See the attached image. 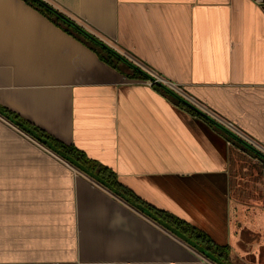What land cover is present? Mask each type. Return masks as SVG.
I'll use <instances>...</instances> for the list:
<instances>
[{
    "label": "crops",
    "instance_id": "obj_1",
    "mask_svg": "<svg viewBox=\"0 0 264 264\" xmlns=\"http://www.w3.org/2000/svg\"><path fill=\"white\" fill-rule=\"evenodd\" d=\"M47 1L127 61L0 0V264H264V157L145 81L264 150V0Z\"/></svg>",
    "mask_w": 264,
    "mask_h": 264
},
{
    "label": "trees",
    "instance_id": "obj_2",
    "mask_svg": "<svg viewBox=\"0 0 264 264\" xmlns=\"http://www.w3.org/2000/svg\"><path fill=\"white\" fill-rule=\"evenodd\" d=\"M27 2H29L30 4H32L33 6H35L36 8H38L39 10H41L43 13H45L47 16H49L54 22L60 24L61 26H63L67 31H69L70 33L80 37L81 39H83L85 42H87L88 44L92 45L95 49L101 51V52H105L106 56H104V54H102L103 58L109 60L110 58H114V59H124L127 61V59H125V57H123L120 53H118L115 49H113L110 46V49L102 46L97 40H101L99 39L97 36H95L94 34L90 33L87 29H85L82 25H80L78 22L77 24L80 25L85 31L89 32L91 35H94L97 40L92 39L88 34H86L84 31H81L80 29L77 28L76 25H74L72 22H68L65 19H63L59 14H57L55 11L49 9L48 7H46L44 4H42L40 1L38 0H26ZM74 20V19H73ZM75 21V20H74ZM131 64V63H130ZM132 66H134L138 71H140L142 74H144V76H148L143 70H141L139 67L131 64ZM163 86V85H162ZM170 90V89H169ZM172 92V91H171ZM173 94H175L179 99H181L176 93L172 92ZM0 110L5 113V115L10 116V113L8 111H3L1 108ZM13 120L16 121L15 117H11ZM17 122V121H16ZM213 123H215L218 127H220L221 129H223L227 134H229L232 137H235L233 132H231L230 130H228L227 128H225L222 124L217 123L215 121L212 120ZM18 123V122H17Z\"/></svg>",
    "mask_w": 264,
    "mask_h": 264
},
{
    "label": "built area",
    "instance_id": "obj_3",
    "mask_svg": "<svg viewBox=\"0 0 264 264\" xmlns=\"http://www.w3.org/2000/svg\"><path fill=\"white\" fill-rule=\"evenodd\" d=\"M138 63V62H137ZM147 72H149V78H147L145 81L149 84V85H155V84H161L165 87H167L168 89L172 90L173 92H175L176 94H178V96L192 102L193 104H195L192 100L187 99L184 94L182 93V87L177 83L174 82L173 80H170L160 74H157L156 72L147 69ZM191 99V98H190ZM196 105V104H195ZM197 106V105H196ZM201 109V108H200ZM205 111V110H203ZM207 112V111H205ZM215 121H217L218 123L222 124L225 128H227L228 130H230L231 132H233L234 134L240 136L241 138H243L246 142H248L249 144L257 147L259 150H261L262 152H264V150H262L252 139L248 138L247 136H245L244 134H242L239 130H237V128L228 121H224L221 118H218V116H215L214 114H211L209 112H207Z\"/></svg>",
    "mask_w": 264,
    "mask_h": 264
},
{
    "label": "water",
    "instance_id": "obj_4",
    "mask_svg": "<svg viewBox=\"0 0 264 264\" xmlns=\"http://www.w3.org/2000/svg\"><path fill=\"white\" fill-rule=\"evenodd\" d=\"M40 1L42 4H44L46 7H48L49 9L55 11L57 14H59L63 19H65L68 22H72L74 25L77 26L78 29H80L81 31H84L86 34H88L92 39L97 40V38L94 35H91L89 32L85 31L80 25L77 24L76 21H74L69 15H67L66 13H64L63 11H61L59 8L55 7L53 4H51L49 1L47 0H38ZM102 46L110 49V46L104 42L103 40H97ZM142 70V69H141ZM161 85V84H159ZM180 97V96H179ZM181 100L186 103L190 108L194 109L197 113H199L201 116L207 118L208 120H213L215 121L207 112L203 111L202 109H200L198 106H196L195 104H193L192 102L180 97ZM217 122V121H215ZM218 123V122H217ZM234 134V133H233ZM234 136L239 139L240 141H242L244 144H246L248 147L252 148L253 150H255L256 152H258L262 157H264V152H262L261 150H259L257 147L249 144L248 142H246L243 138H241L240 136L234 134ZM146 210V208H144ZM200 250L202 252H204L207 256H209L210 258H212L213 260L217 261V262H221L217 257L213 256L208 250H205L203 248H200Z\"/></svg>",
    "mask_w": 264,
    "mask_h": 264
}]
</instances>
